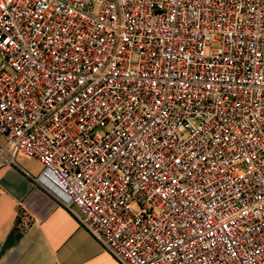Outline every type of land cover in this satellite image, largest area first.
Segmentation results:
<instances>
[{"label": "built area", "instance_id": "obj_1", "mask_svg": "<svg viewBox=\"0 0 264 264\" xmlns=\"http://www.w3.org/2000/svg\"><path fill=\"white\" fill-rule=\"evenodd\" d=\"M0 135L117 264H264V0H0Z\"/></svg>", "mask_w": 264, "mask_h": 264}, {"label": "crops", "instance_id": "obj_2", "mask_svg": "<svg viewBox=\"0 0 264 264\" xmlns=\"http://www.w3.org/2000/svg\"><path fill=\"white\" fill-rule=\"evenodd\" d=\"M0 135V146H3ZM7 156V155H6ZM41 163L17 154L0 166V264H117L52 196L32 182ZM33 218L23 231L17 214Z\"/></svg>", "mask_w": 264, "mask_h": 264}, {"label": "rangeland", "instance_id": "obj_3", "mask_svg": "<svg viewBox=\"0 0 264 264\" xmlns=\"http://www.w3.org/2000/svg\"><path fill=\"white\" fill-rule=\"evenodd\" d=\"M3 144H4V140H3Z\"/></svg>", "mask_w": 264, "mask_h": 264}]
</instances>
